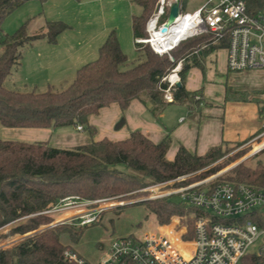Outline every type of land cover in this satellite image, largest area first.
Here are the masks:
<instances>
[{"label": "trees", "instance_id": "16d2710c", "mask_svg": "<svg viewBox=\"0 0 264 264\" xmlns=\"http://www.w3.org/2000/svg\"><path fill=\"white\" fill-rule=\"evenodd\" d=\"M28 1L34 0H0V231L28 217L26 223L0 239L9 235H25L49 225L52 222L49 217L33 215L51 210L65 197L126 200L136 197L137 193H145L142 191L145 188L183 175L203 170L186 182L174 184L173 188L204 179L222 169V166L214 164L234 149L232 146L243 145L224 142L210 148L204 155L180 146L174 160L170 161L167 159L171 145L169 136L154 143L140 130H135L123 140H97V128L90 122V118L103 108L115 103L126 111L135 100L148 107L156 118L170 104L187 105L190 110L200 107L202 96L186 90V77L194 67L203 69L209 54L227 49V36L218 43H213L210 34L182 41L170 52L173 60L168 54H156L149 44L136 42L139 62L130 66L116 31H111L100 47L97 59L79 68L66 89L46 92L8 89L5 81L21 65L25 47L39 39H47L54 44L69 28L64 22L48 21L41 31L33 35L28 34L26 24L11 35L4 34L2 24L6 17ZM35 1L45 3L47 0ZM157 2L134 0L142 10L132 20L135 41L148 38L147 23ZM246 3L250 13L264 9V0H247ZM179 63L182 64L179 72L181 86L172 91L173 102L169 103L164 99L168 84L163 79ZM226 99L247 101L249 96L242 97L228 90ZM70 126L82 127L88 132L90 143L58 148L47 142H23L1 137L2 128L59 129ZM233 159L235 157H230L227 162ZM220 180L264 188V166L259 164L253 169L240 163L231 175L224 174ZM175 197L179 196L139 204H144L166 221L173 215L184 216L181 224L188 228L185 239H192V215L198 217L202 213L181 199L179 203L172 200ZM124 207L113 211L119 213ZM81 231L82 227L76 229L69 224L38 231L12 246L0 248V264H69L64 261V252L71 248L63 245L60 236L67 234L71 240L78 241ZM241 264H264V253H249Z\"/></svg>", "mask_w": 264, "mask_h": 264}, {"label": "built area", "instance_id": "2783aa9c", "mask_svg": "<svg viewBox=\"0 0 264 264\" xmlns=\"http://www.w3.org/2000/svg\"><path fill=\"white\" fill-rule=\"evenodd\" d=\"M177 1L180 2V13L174 25L182 26L186 35L173 48L161 50L153 43V36L160 32L171 5ZM182 1L158 0L147 23L148 38L136 39V42L149 44L156 54L163 55L170 54L179 43L193 37L210 34L213 43H218L227 36L229 73L264 70V9L250 13L247 0H207L201 8L189 13L183 12ZM181 69L182 64L179 63L163 79L168 84L164 99L169 103L173 102L172 91L181 82ZM202 171L142 190L151 194L144 198L145 201L177 195L185 204L200 210V216L192 215V239H185L188 228L181 224V219H173L171 224L161 226L163 230L157 228V232L114 238L97 264H241L259 240L263 245L258 254L262 255L264 188L220 180L221 173L173 188L174 184L186 182ZM157 189L166 192L156 194L154 191ZM106 201L109 200H84L69 196L61 199L51 210L33 216L53 218L51 228L75 220H79L80 226H86L95 223L98 215L108 209V206L102 207ZM73 211L76 214L69 216V212ZM64 261L90 264L70 249L64 252Z\"/></svg>", "mask_w": 264, "mask_h": 264}, {"label": "crops", "instance_id": "0c3cea01", "mask_svg": "<svg viewBox=\"0 0 264 264\" xmlns=\"http://www.w3.org/2000/svg\"><path fill=\"white\" fill-rule=\"evenodd\" d=\"M66 1L72 5L74 3L70 2L72 0ZM100 1L84 0L82 3L79 2L78 7H80L81 4H93V6H95V4L97 5ZM47 2L49 3V0L43 3V5ZM130 3L131 5L135 4L134 0H130ZM113 10L114 8L112 11ZM101 11L102 9H99V13H101ZM39 15L42 16L43 13ZM134 16L135 15H132L129 20V28H131L133 43L137 50L132 29V20ZM100 17L104 19L102 15H100ZM89 18L93 21L95 20L90 15H88L87 19ZM49 20L50 19H46V21ZM104 20H102L103 26L99 28L100 30L91 34L87 33L88 37H85V35L82 36V41L76 38L75 35L71 34L68 36L65 35V33H61L57 42L54 44L49 43L47 39H40L41 41L31 45L27 50L24 49V61H22L19 71H22L21 75H25L27 67L30 70L34 68L35 73L32 76H24L23 79L20 78L22 79L20 82L22 81L25 86L30 85L29 88H37V86L39 87L44 85V83H48L47 88L50 89L52 88L50 83L70 82L66 80H70L72 76H74L69 83L71 84L79 68L97 59L99 49L104 44L111 31H116L118 39L120 38V46H122V36H119V27L116 25L117 22L115 18L112 24H107ZM88 21L90 22V19ZM67 31L68 30L65 32ZM61 41H63L64 45L61 44ZM94 50H98V55L95 59H91L94 56ZM89 56H91L90 59ZM41 68L45 71H42ZM58 68H62L61 72L54 74V71ZM210 71L212 72L211 74L215 73V71L219 72L221 75V77L219 76L220 79L230 74L227 70L226 49L209 54L203 63V69L194 67L189 71L186 77V90L190 93L196 92L202 96L200 107H194L193 110H190L187 105L178 104L181 108L168 112L167 108H169L170 105L176 104L174 103L168 105L161 115L156 118L152 115L148 107L140 101H133L126 111H122L119 105L114 103L109 107L103 108L98 115L90 118L91 124L97 128L96 139L101 140L108 138L113 141L123 140L135 130H140L154 143H159L169 136L171 145L167 153V159L172 161L180 146H184L191 152L204 155L210 148L220 146L224 142L229 144H244L253 140L259 134L261 135L264 130L260 132V130H257V126L259 123L258 118L261 120L264 118V106L261 105L262 102H264V70H251L236 74L238 78L242 77L247 81L250 85V90H255L254 92H257V97L249 96V100L247 101L227 100V88L223 86V81L222 84L219 85L208 83L207 78L209 76L208 72ZM13 77L14 76L8 77L6 83L10 79H13ZM14 80L13 83L15 84ZM215 89H218V92L223 95H221L223 97H221L222 99L220 97L218 98V104L207 101L213 98ZM256 100L258 102H256ZM219 104L223 105L221 106ZM239 112H241L240 117L237 118ZM241 115L245 117L241 118ZM122 118L125 121L123 127L115 130L116 124ZM227 120L231 122H234V120L237 121L239 123L238 128L234 129V124L232 123L228 127L226 123ZM262 129H264V123ZM1 137L5 140L23 142H47L51 146L58 148H74L86 145L91 141L88 132L84 130L79 131L74 126L59 129L2 128Z\"/></svg>", "mask_w": 264, "mask_h": 264}, {"label": "rangeland", "instance_id": "374dc122", "mask_svg": "<svg viewBox=\"0 0 264 264\" xmlns=\"http://www.w3.org/2000/svg\"><path fill=\"white\" fill-rule=\"evenodd\" d=\"M82 1L84 0L70 1V2H74L73 5L67 2L66 0L65 1L49 0V3L47 2L44 5L39 1H35V0L28 1L6 17V19L2 24V30L4 34L11 35L19 28H21L23 25L26 24L28 34L33 35L41 31L42 28H44L46 22H48L46 21V19H50L49 21L53 20V21H61L66 23L69 26V28L67 29L68 31L67 32L64 31L62 34L65 33V35L68 36H70L71 34L75 35L76 38L82 41L83 40L82 36L85 35V37H88L87 33L91 34L93 32L100 30L99 28L103 26L102 20L105 19L104 21H106L107 24H112V21L115 18V21L117 22L116 25L117 27H119L118 28V31L120 32L119 36L120 37L122 36L121 47L123 52L128 56L129 65L131 66L138 63L139 53L135 49V45L133 43L132 31L131 28H129V20L131 19L132 15L139 16L141 14L142 11L141 7L135 4L131 5L130 0H103V1L99 0L100 1L98 3L99 5L95 4V6H93V4L91 3L92 5L81 4L80 7H78L79 2L82 3ZM206 3L207 0H183L182 10L183 12L192 13L198 10L199 8H201ZM113 8L115 12L114 10L112 11ZM99 9H102L101 13H99ZM42 13H43L42 16L39 15ZM88 15H90L95 20L93 21L91 18H89L90 19L89 22L88 21L89 19H87ZM100 15H102L104 19H102ZM39 41L41 40L39 39L32 42L30 45L25 47V50H27L28 48L31 47V45L36 44ZM63 41H61L62 45H64ZM0 51H1V45H0ZM93 53L94 56L91 59H95L97 57L98 50H94ZM168 55L171 59L172 57L170 56V54ZM91 56H89V59ZM22 61L24 60L22 59ZM20 66L17 69L13 70V73L11 75L14 76L13 79H10L9 81H7V83L5 81V85L8 89L16 90L20 92H46L48 90L62 91L67 88L68 84L71 82L72 78L74 77L72 76L70 80L69 79L66 80L70 82L64 81V83L63 82L50 83L52 85V88L50 89L47 88L48 83H44V85L39 87L37 86V88H29L30 85L25 86V84L22 83V81L20 82V80H22L24 76H32L35 73V70L34 68L30 70L26 67L25 75L24 74L21 75L22 71H19ZM23 67H24V63H23ZM61 70L62 68L56 69L54 71V74L61 72ZM172 71L170 72V74L172 73ZM211 73H212L211 71L208 72L209 76L207 78V81L212 85L222 84L223 81L224 82L223 86L227 88V91L228 90L231 91V93L236 92L242 97L258 96L257 92H254L255 90L249 89L250 85L247 83V81H245L242 77L238 78L236 73H230L229 75H225L222 77V79H220L221 75L219 72L215 71V73L213 74ZM13 80L15 84L13 83ZM221 95L222 94L218 92V89H215L213 98L207 101H209L210 103L218 104L217 100L219 97L221 98L223 96ZM219 105L222 106L223 104H219ZM261 105L264 106V102H262ZM240 106H244V105H240ZM179 108H181L180 105L174 104V105H170L169 108H167V110L169 112L170 110L173 111ZM240 113L241 112H239L237 118L240 117ZM244 117L245 116L241 115V118ZM122 120L123 118L116 124L115 130L118 129V125L122 122ZM258 121L259 123L257 126V130H260V132H262L264 130L262 129L264 118L263 120L258 118ZM226 123L228 127L231 125V123L234 124L233 125L234 129H237L239 126V123L235 120L234 122L227 120ZM259 135L253 140H250L249 142H246L241 146H232L231 148L234 149H232L224 157L218 160L217 163L214 164V165L217 164L218 166L219 165L222 166V169L218 171L219 174L221 173V177L224 176V174L231 175V171L240 163H244L246 166L253 169H255L259 164L264 166V147L258 152H255L257 148H259L264 144L263 143L264 136L263 135L259 136ZM230 157H235V159L231 160L230 162H227V159ZM214 165H211V167ZM163 192L166 191L163 189L160 190L157 189L154 191V193L156 194H161ZM150 195L151 194L149 192L141 193V194L137 193L136 197L134 198H130L126 200H121L122 198H119V199L106 201L105 203L102 204V207L108 206V209L104 210L101 214L98 215V220L95 223L89 224L87 226H80L79 220H75L72 221L71 223H68L69 225H72L76 229L82 227V231H81L82 235L78 241H73L69 238L67 234H61L60 238L63 245L68 248H71L70 250L77 253L88 263L97 264L108 251L109 245L114 238L125 237L129 235L140 236L146 232H157L158 231L157 228L161 229L162 225L171 224L173 219L176 220L180 218L181 222L184 220L185 218L184 216L173 215L168 221H166L165 219H161L160 217L156 216L154 213L149 211L144 204H139L141 202H144L145 201L144 198H147ZM160 198L161 197H158L157 199ZM172 200L178 203L181 202L179 197H175ZM121 206H126V207L122 208V210H120L119 213L113 211L115 209L121 208ZM74 214H76V211L69 212L68 215L71 216ZM49 218L53 221V218L51 217ZM27 220L28 217H25L22 220V222L13 223L7 226L6 228L0 231V237L10 234V232H12L16 227L26 223ZM50 224L46 226H42L37 230L32 231L25 235H18V236L9 235L7 238H1L0 248L12 246L24 240L25 238L35 234L38 231L49 229L51 228L49 227ZM262 245H263L262 240H259L256 243V245L250 249V253H258Z\"/></svg>", "mask_w": 264, "mask_h": 264}, {"label": "bare ground", "instance_id": "6f19581e", "mask_svg": "<svg viewBox=\"0 0 264 264\" xmlns=\"http://www.w3.org/2000/svg\"><path fill=\"white\" fill-rule=\"evenodd\" d=\"M157 32V31H156ZM155 33L153 43L157 45V47L161 50H168L170 48H173L174 45L178 43V41L181 40V38L186 35L185 29L181 26L176 27L174 25L173 27L169 28V30L166 33ZM264 144L257 148L255 152H258L263 148Z\"/></svg>", "mask_w": 264, "mask_h": 264}, {"label": "water", "instance_id": "95a60500", "mask_svg": "<svg viewBox=\"0 0 264 264\" xmlns=\"http://www.w3.org/2000/svg\"><path fill=\"white\" fill-rule=\"evenodd\" d=\"M179 13H180V2L177 1L171 5L167 21L162 26L159 33H161V34L166 33L169 30V28H171V26H173L176 23V20L179 16ZM177 86H181V83L180 82L177 83ZM124 122L125 121L123 119L122 122L118 125V129L124 125Z\"/></svg>", "mask_w": 264, "mask_h": 264}]
</instances>
